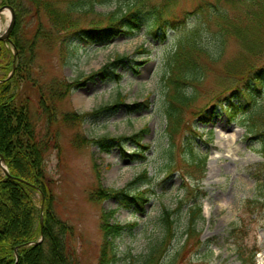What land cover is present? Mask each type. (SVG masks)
Listing matches in <instances>:
<instances>
[{
    "label": "rangeland",
    "instance_id": "1",
    "mask_svg": "<svg viewBox=\"0 0 264 264\" xmlns=\"http://www.w3.org/2000/svg\"><path fill=\"white\" fill-rule=\"evenodd\" d=\"M197 3L189 1L176 12L179 15L184 11L192 12ZM119 4L117 0L98 2L96 11L104 15L113 13ZM61 8L67 9V6ZM74 15L78 16L77 13ZM39 16L40 19L25 18L20 23L31 33L36 25L47 29V34L39 30L35 56L30 60L32 67L27 70L21 94L27 98L26 104L36 128L49 141L42 163L50 183L51 214L58 223L66 224L71 230L60 235L61 226L51 220L53 231L61 242H65L70 259H76L77 264H98L105 245L101 232L103 215L116 211L113 219H109L110 224L116 221L123 225L134 224L137 228L105 248L110 264H130L162 236L158 220L162 207L174 209L180 199L187 198L183 175L191 170L183 161L181 144L184 134L189 132L184 128V120L179 126L183 133L178 136V145L173 152L178 167L175 172H168L165 162L170 157L164 150L168 148V138L165 137L167 118L162 79L169 73L171 51L196 17L189 20L186 30L171 31L163 41L148 36L147 29L142 28L134 36L121 35L103 46L78 40L70 49L64 50L60 40H56L61 36L51 37L50 21ZM91 16H78L80 26H88ZM10 22L7 13L0 14V35L6 33ZM8 43L3 42L5 46ZM6 48L15 54L11 45ZM237 51V43L230 41L227 58L231 60ZM111 62L115 65L107 68V79L93 76ZM224 66L222 62L212 65V73L205 82L206 92L222 91L229 85L223 75ZM3 71L0 67L1 76L5 74ZM78 81L81 86L65 87ZM78 97H82V104H78ZM135 103L145 105L133 109ZM205 104L204 100H199L196 107ZM106 106L113 108L96 113ZM92 112L95 114L86 116L82 123L64 122L67 114ZM189 121L201 129L199 134H190V142L207 154L206 175L200 183L206 193L202 200L206 220L200 226L198 224V228L201 227L199 238L205 245L185 256L182 248L188 243L183 237L186 226L178 223L175 224L176 239L165 244L162 257L165 256L169 264H240L229 231L242 225L246 245L258 250L256 263L264 264V205L255 211L254 205L246 206L247 200L254 196L261 198L264 194V159L250 150L245 130L224 112L216 113L204 132L199 119L190 118ZM144 127L150 130L143 141L149 146L145 152L149 157L148 171L150 175L158 171L154 179L156 195L145 204L144 211L130 202L129 206H123L115 198L102 202L93 200L92 196L100 187L123 189L145 169L143 162L132 161L127 156L135 144L128 143L125 153L116 142L119 137H131ZM89 138L112 141L105 145L107 150L103 152L100 146L87 144ZM45 202L40 190L36 203L41 209L42 232L39 240L28 246L42 245L48 250L49 243L43 232ZM173 256H176L174 261Z\"/></svg>",
    "mask_w": 264,
    "mask_h": 264
},
{
    "label": "trees",
    "instance_id": "2",
    "mask_svg": "<svg viewBox=\"0 0 264 264\" xmlns=\"http://www.w3.org/2000/svg\"><path fill=\"white\" fill-rule=\"evenodd\" d=\"M109 1L0 0V6H11L16 12L11 44L17 55L15 60L12 52L5 44H1L0 67L5 74L0 75V158L5 160L10 176L0 166V264H77L76 259L67 256L65 242L58 239L59 235L51 225V220L56 223L57 219L51 214L50 183L42 163L49 141L36 128L26 104L27 98L21 94L27 70L32 67L30 60L35 56L39 30L47 34V29H42L40 25H36L33 33L27 32L20 26L25 18L40 19L39 15L46 17L50 21L51 37L61 36L56 40H60L64 50H68L78 40L103 46L121 35L134 36L142 28L147 29L148 36L163 41L171 31L186 30L189 20L196 17L170 53L169 73L162 79L167 118L165 137L168 138V148L164 150L168 151L170 157L165 162L168 172L173 173L178 167L173 152L178 145V136L183 133L179 126L184 120V128L189 132L184 134L181 144L183 161L191 170L183 172L187 198L180 199L174 209L162 207L158 219L162 236L130 264H169L162 254L165 244L176 239L175 224L178 223H185L186 226L183 237L188 239V243L182 248L185 256L205 245L200 241L201 227L198 228V224L200 226L206 220L202 205L206 193L200 183L206 175L207 154L194 148L189 140L190 134H199L201 131L199 125L189 121L190 118L199 119L204 132L214 115L219 111L224 112L245 130L250 150L264 159V0H117L120 4L115 12L105 15L97 13L98 2ZM189 1H198L195 9L177 14L176 10L183 9L182 6ZM62 5H66L67 9L61 8ZM75 13L81 18L92 14L90 24L80 26V19ZM232 40L237 43L238 51L229 60L228 45ZM221 62L225 64L223 75L229 85L222 91L206 92L205 82L212 73V65ZM14 63L17 64L15 73L7 79ZM113 65L114 62L108 63L93 76L107 79V68ZM68 86L74 88L81 84L78 81L65 85ZM199 100H204L206 104L196 107ZM141 105L145 104L135 103L132 108ZM112 108L106 106L96 113ZM94 114H67L64 122L73 120L82 123L86 116L88 118ZM149 132L148 127H144L141 132L131 137H119L116 141L122 150L128 143L135 144L131 153L124 152L132 161L143 162L145 169L142 173L123 189L100 187L92 196L93 200L102 202L115 198L123 206H129L130 202L141 211L145 210V204L156 195L154 179L158 172L155 170L150 175L148 171L149 157L145 152L149 146L143 141ZM109 141L112 140L87 139V144H96L106 152L105 145ZM196 174H199L198 178H195ZM40 190L46 198L43 232L49 243L48 250L42 245L28 246L37 242L42 232L41 209L36 203ZM251 205L255 206L254 211L263 206L264 194L261 198L254 196L246 201L247 207ZM115 213L111 211L103 215L101 232L105 245L98 264H110L105 247L113 246L117 238L137 228L134 224L123 225L116 221L110 224L109 219H113ZM60 223V235L66 234V230L71 231L66 224ZM243 234L242 225L232 227L229 231L240 264H256L258 250L248 248ZM178 256H181L180 252ZM175 258L173 256V261Z\"/></svg>",
    "mask_w": 264,
    "mask_h": 264
},
{
    "label": "water",
    "instance_id": "3",
    "mask_svg": "<svg viewBox=\"0 0 264 264\" xmlns=\"http://www.w3.org/2000/svg\"><path fill=\"white\" fill-rule=\"evenodd\" d=\"M9 11L11 14V23L9 24V27L6 31L5 34L0 36V42H9L10 38H11V34L14 30V26H15V22H16V16L15 13L13 11V9L11 7H2L0 8V14H2L3 12ZM5 163L4 159H1V165L3 167V170L5 171L6 174H9L7 168L5 166H3V164Z\"/></svg>",
    "mask_w": 264,
    "mask_h": 264
},
{
    "label": "bare ground",
    "instance_id": "4",
    "mask_svg": "<svg viewBox=\"0 0 264 264\" xmlns=\"http://www.w3.org/2000/svg\"><path fill=\"white\" fill-rule=\"evenodd\" d=\"M0 8H1V7H0ZM13 11H14V13H15V15H16L15 10H13ZM7 14H8V16H10L9 12H7ZM77 102H78V104H82V103H83V99H82V97H78ZM1 159H2V158H0V160H1Z\"/></svg>",
    "mask_w": 264,
    "mask_h": 264
}]
</instances>
